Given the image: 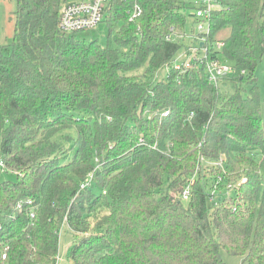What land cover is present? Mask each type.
<instances>
[{"label":"trees","instance_id":"trees-1","mask_svg":"<svg viewBox=\"0 0 264 264\" xmlns=\"http://www.w3.org/2000/svg\"><path fill=\"white\" fill-rule=\"evenodd\" d=\"M64 1L16 0L0 45V264H56L63 224L71 264H264V0H227L188 69V0H109L73 33ZM213 59L232 67L217 87ZM218 175L235 187L212 203Z\"/></svg>","mask_w":264,"mask_h":264},{"label":"built area","instance_id":"built-area-1","mask_svg":"<svg viewBox=\"0 0 264 264\" xmlns=\"http://www.w3.org/2000/svg\"><path fill=\"white\" fill-rule=\"evenodd\" d=\"M109 0H65L60 8L58 17V29L63 33H73L83 30H92L96 28L104 19V13ZM227 0H188L192 10L191 17L194 19L195 31L192 32L190 38L197 42V45L203 44L206 36L211 30V20L215 12L224 9ZM142 14L141 6L135 2L129 12V21L132 22ZM221 43H216V48H220ZM198 49V48H197ZM203 56L196 60H185L181 64L174 62L175 69H188L192 66V61H197L198 64L203 63V59L207 58L206 50H200ZM192 52V51H191ZM184 54V53H183ZM182 54V55H183ZM185 55V54H184ZM205 69L208 76V81L212 86L217 87L220 84L221 77L231 74L232 67L230 64L219 60H208L205 63ZM165 115V114H164ZM4 163L0 160V171L4 172ZM222 184L224 189L219 191L217 185ZM235 185L226 183L220 175L216 177L215 186L210 192L209 200L214 203L221 199V194L228 196ZM188 188L183 191V200L188 198ZM31 202L28 201V205ZM20 207V206H18ZM33 217V213L30 214ZM7 246L5 250H7ZM2 259H5V253H2Z\"/></svg>","mask_w":264,"mask_h":264},{"label":"rangeland","instance_id":"rangeland-1","mask_svg":"<svg viewBox=\"0 0 264 264\" xmlns=\"http://www.w3.org/2000/svg\"><path fill=\"white\" fill-rule=\"evenodd\" d=\"M15 10L16 0H0V45H7L11 43L14 31ZM195 29L196 27L194 19L191 16H188L185 24V37L183 40V45L189 47L192 52L189 55H184V48H182L176 60L177 64H181L185 60H196L202 58L203 52L197 49V42L190 38V35L193 31H195ZM100 42H105L103 36H101ZM145 68L146 66H142L140 68L133 69L128 72V75H141L143 74ZM167 73V67L161 68L156 72L154 79L161 80L166 77ZM255 75L257 78L259 95L261 98H264V60L259 62ZM222 87L220 85V88ZM224 91L222 90V92ZM225 92L230 93L231 90L228 89ZM68 135H73V131H65L59 135L61 136L60 145L64 144L65 147L68 146ZM261 176L264 180V169L261 171ZM4 179H6V175L1 176V180ZM73 240V233L68 229L66 224H63L59 231V245L56 264H71L68 258V249ZM220 255L224 264H242L241 258L230 256L224 250L220 251Z\"/></svg>","mask_w":264,"mask_h":264}]
</instances>
